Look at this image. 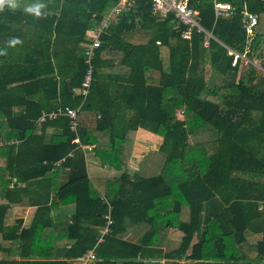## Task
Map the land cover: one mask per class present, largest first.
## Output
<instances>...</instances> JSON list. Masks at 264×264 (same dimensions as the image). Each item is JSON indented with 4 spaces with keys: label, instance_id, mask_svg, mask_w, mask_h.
Instances as JSON below:
<instances>
[{
    "label": "trees",
    "instance_id": "1",
    "mask_svg": "<svg viewBox=\"0 0 264 264\" xmlns=\"http://www.w3.org/2000/svg\"><path fill=\"white\" fill-rule=\"evenodd\" d=\"M118 1L16 0L0 10V233L11 240L0 252L20 256L0 264H77L96 244L97 264H264V70L229 52L246 48L248 9L259 18L248 55L264 67V0H189L209 39L196 28L184 37L174 15L134 0L101 35L84 98L91 31ZM216 3L235 11L217 17ZM66 106L79 108L77 132L68 115L39 120ZM139 128L163 139L157 174L129 172ZM82 145L120 173L89 175ZM18 202L37 206L21 230V220L5 225ZM70 204L72 220L56 223L52 211ZM128 221L150 225L139 242L121 237ZM164 228L181 233L168 252ZM248 229L263 233L256 256L244 251Z\"/></svg>",
    "mask_w": 264,
    "mask_h": 264
},
{
    "label": "built area",
    "instance_id": "2",
    "mask_svg": "<svg viewBox=\"0 0 264 264\" xmlns=\"http://www.w3.org/2000/svg\"><path fill=\"white\" fill-rule=\"evenodd\" d=\"M133 1L134 0H119L117 5L107 15H105L101 19L100 23L93 29L92 42L85 52V59L88 63V69L85 79L83 80V83L78 90V92L82 94L84 98H86V96L88 95L91 87L94 72V50L101 44V35L106 32L111 25L115 24L118 21L119 16L123 12L131 9ZM234 11L235 7L231 4L216 3L217 17H229L234 13ZM152 12L154 15L158 16H166L168 14H172L174 15L178 25H180L181 23L186 24L188 27L183 31V35L186 38L191 37L194 28H196L197 31H204L207 39L212 36V33L210 31H207L200 24L197 17L198 11L189 5V0H152ZM243 15V26L247 34L246 48L243 52L234 49H230L229 52L234 55V63H237L238 60H241L243 63L252 62L264 70V67L261 66L260 63L258 64L254 62L248 55L252 41L255 37L256 27L259 23L258 15L248 9H245L243 11ZM78 112L79 108H73L69 106H66L65 108L58 107L57 109H54L50 112L43 111V114L39 120L42 121L46 117L57 118L59 115H68L71 118V129L77 132L79 125ZM76 140L80 141L79 137H77ZM10 142L15 143L17 142V140L12 139ZM106 216L108 218V222L107 226L103 230L104 234L109 231V225L113 222L109 213ZM102 239L103 237H101L99 241ZM96 247L97 244L94 247L90 248L85 254L80 256L78 258L77 264H97L99 258L96 253Z\"/></svg>",
    "mask_w": 264,
    "mask_h": 264
},
{
    "label": "crops",
    "instance_id": "3",
    "mask_svg": "<svg viewBox=\"0 0 264 264\" xmlns=\"http://www.w3.org/2000/svg\"><path fill=\"white\" fill-rule=\"evenodd\" d=\"M24 9H28L30 7H33L32 3L26 2L25 5L23 4L21 6ZM113 9V8H112ZM111 9V10H112ZM110 10V11H111ZM109 11V12H110ZM108 12V13H109ZM107 13V14H108ZM105 14V15H107ZM104 15V16H105ZM103 16V17H104ZM31 21V20H30ZM34 22V21H32ZM31 24H34L32 23ZM27 23L28 22L27 20ZM36 24V23H35ZM95 28V27H94ZM208 31V30H207ZM91 37L93 36V31H91ZM256 60H260L259 58H254ZM79 89V88H78ZM77 89V91H78ZM49 133L52 132V128L48 129ZM162 137L158 134L152 133L144 128H139V130L137 131L135 138H134V143H133V148H132V154H131V162L129 165V172L131 175H133L135 172H140L142 174H145V170L148 171L151 167V163L152 162H147L146 157L148 154H150V151H156L159 152V147L162 144ZM147 144V145H146ZM3 144L0 145V147H2ZM82 147L85 149V155H86V163H87V168H88V172L89 175L91 176H114V175H118L120 173V171H118L117 169H115L114 167H111L109 165H103L100 162V159L95 155V151L93 149V146H83ZM91 147V148H90ZM138 147H147L149 150L146 151L147 154L145 155L144 159H142V161H145L144 163L139 162L138 163V167L137 169H135L134 171H131L130 169L132 168V161H135V159H137L136 157L137 155V149ZM5 157L1 156L0 157V164L4 163ZM164 162V161H163ZM163 162L160 164V167H162ZM67 173V169L63 170L62 173V177L61 180L64 181ZM148 175L149 174H145ZM154 175V174H151ZM14 182L15 185H19V182H17V179L14 178ZM27 195V194H25ZM36 205H28L26 203H22V202H18L14 204V214L11 218L6 219L5 220V225L6 226H12L15 224H19V220H21L20 223V230L22 229V227H26L29 226L33 220V217L35 215L36 212ZM76 210V206L75 204H70V205H65L62 207H59L56 210H53L51 213V216L55 219L56 223H64L66 222V220L69 219V221L72 220V214H74ZM150 229V225L146 222L140 223V224H135L131 221L127 222V230L121 234V237L124 239H127L129 241H133V242H139L142 237L144 236V234ZM7 234V232H6ZM159 243H160V247L165 251H171L175 248H177L181 242V233L177 230L174 229H170V228H164L160 231L159 233ZM263 237V233L262 232H257L254 230H250L248 229L246 232V242L244 244V251H246V253H250V255L256 256L257 252L255 249H252V245L256 244L261 238ZM10 239H4V234L0 233V242L4 245H8L10 243ZM1 258H15V259H20L19 255H16L15 257L13 256H8V253H1L0 252V259ZM147 261H152L151 259L147 260ZM161 264H164L165 259L161 258L160 260Z\"/></svg>",
    "mask_w": 264,
    "mask_h": 264
},
{
    "label": "rangeland",
    "instance_id": "4",
    "mask_svg": "<svg viewBox=\"0 0 264 264\" xmlns=\"http://www.w3.org/2000/svg\"><path fill=\"white\" fill-rule=\"evenodd\" d=\"M253 61L258 63V64L260 63L258 60H255V59H253ZM212 78L214 81L217 82V81H221L223 76L221 74H218L217 72H215V73H213ZM212 83H214V82H212ZM136 149H137L136 152H137L138 156L136 157L137 159H135V161H132V168L130 169L131 171H134L135 169H137L138 163L141 162L142 159H144L145 155L147 154L146 151L149 152V150H147L148 149L147 147H138ZM146 160H147V162L149 161L152 163H151L150 169L148 171L145 170V172H146L145 174H149V175L157 174V173H159V171L161 169L160 164L164 161V155L162 153H159L156 151H153V152L150 151V154L147 155ZM146 160L142 161L141 163L146 162Z\"/></svg>",
    "mask_w": 264,
    "mask_h": 264
},
{
    "label": "clouds",
    "instance_id": "5",
    "mask_svg": "<svg viewBox=\"0 0 264 264\" xmlns=\"http://www.w3.org/2000/svg\"><path fill=\"white\" fill-rule=\"evenodd\" d=\"M5 4H8L12 7H15L16 5V0H0V10L3 9L4 5ZM40 5H37V6H34V7H30L27 9V11L29 12H34L36 15H39L40 12H39V9H40Z\"/></svg>",
    "mask_w": 264,
    "mask_h": 264
},
{
    "label": "water",
    "instance_id": "6",
    "mask_svg": "<svg viewBox=\"0 0 264 264\" xmlns=\"http://www.w3.org/2000/svg\"><path fill=\"white\" fill-rule=\"evenodd\" d=\"M28 22H30V23H31L32 21L28 20ZM32 23H34V24H35V22H32Z\"/></svg>",
    "mask_w": 264,
    "mask_h": 264
}]
</instances>
